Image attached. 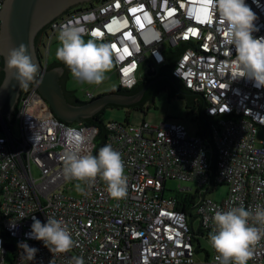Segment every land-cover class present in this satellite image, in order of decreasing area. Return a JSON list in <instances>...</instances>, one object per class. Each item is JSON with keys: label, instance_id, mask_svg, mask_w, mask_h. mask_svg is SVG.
Segmentation results:
<instances>
[{"label": "built area", "instance_id": "obj_1", "mask_svg": "<svg viewBox=\"0 0 264 264\" xmlns=\"http://www.w3.org/2000/svg\"><path fill=\"white\" fill-rule=\"evenodd\" d=\"M4 1L0 0V10ZM245 2L257 16L254 38L264 37V0ZM69 21L80 22L83 37L112 45L119 88L131 89L149 76L148 69L167 66V51L196 47L200 52L186 48L176 58L173 75L202 96L213 119L241 118L211 123L215 153L200 135L189 133L186 124L168 120L110 121L106 124L110 133L98 147L102 140L97 125L62 121L32 84L25 89L16 115L0 125V264H76L79 258L84 264H219L213 248L211 252L202 248L200 236L198 248L194 219L200 218L199 228L209 239L215 231V211L264 206V139L257 140L259 130H264V88L247 78L232 79L235 50L225 43L219 14L212 15L206 0L82 4L45 29L40 58L46 68L52 39ZM142 64L147 71L139 74ZM16 122L18 133L12 128ZM70 134L82 136L86 152L92 155L105 145L121 153L127 176L125 198H112L99 176L90 186L65 178L63 156ZM168 180L196 181L197 194L207 187L194 202L193 219L189 211L176 206L179 194L166 197ZM77 183L83 193L76 190ZM218 184L229 187L225 199H207V192ZM48 216L62 220L70 231L75 241L70 251L50 252L42 241L29 238L33 218L46 223ZM24 244L37 249L35 255ZM10 251L13 259L8 262ZM202 251L205 259H197ZM252 251L248 264H264V237Z\"/></svg>", "mask_w": 264, "mask_h": 264}, {"label": "clouds", "instance_id": "obj_2", "mask_svg": "<svg viewBox=\"0 0 264 264\" xmlns=\"http://www.w3.org/2000/svg\"><path fill=\"white\" fill-rule=\"evenodd\" d=\"M206 2L213 16L219 14L226 33L225 43L235 50L232 79L247 78L254 81L255 87L264 88V37L253 36L258 31L254 23L257 20L256 14L245 0ZM84 33L85 28L80 26L79 21L61 25L57 37L61 46L57 48L56 58L68 67L77 81L99 85L112 70L115 54L109 43L98 42L96 39L85 42ZM92 36L99 35L92 33ZM6 64L8 70L14 72L20 87L27 88L36 80L38 66L32 62L23 44L10 49ZM132 83L130 79L129 84ZM63 162L66 179L90 186L99 176L107 183L112 198L120 200L126 197L127 176L124 174L122 156L111 145L103 146L97 155H92L86 152L82 136L70 134ZM76 190L84 192L81 183L76 184ZM213 221L215 231L209 234V241L217 253L219 264H248L253 255V247L264 237V206H257L255 210H246L243 206L227 211L217 210ZM28 236L42 241L50 252L66 253L75 246L64 222L51 216L47 217L46 223L33 218ZM24 246L33 255L37 252V249L27 244ZM76 264H84L83 258L77 259Z\"/></svg>", "mask_w": 264, "mask_h": 264}, {"label": "water", "instance_id": "obj_3", "mask_svg": "<svg viewBox=\"0 0 264 264\" xmlns=\"http://www.w3.org/2000/svg\"><path fill=\"white\" fill-rule=\"evenodd\" d=\"M92 0H5L0 10L1 30H0V125L5 122L6 118L13 115L17 109V105L21 98L23 87H20L14 78V72H10L7 68L6 60L11 48L19 47L23 44L27 50V54L31 57L32 62L38 66L39 72L36 80L30 84H36L42 98L48 102L55 115L62 121L73 123L82 122L83 119L89 123H100L104 132L98 138H102V142L98 147L103 145L104 136L108 132L104 125L92 116L102 111L106 106H141L146 99L152 101L153 94L162 88H168L172 94H180L186 97L188 104H192L193 97L199 101V121L210 142L213 151L215 149L209 137V130L205 124L209 120L216 124L217 119L241 118L240 116L223 117L218 116L214 119H206L202 114V109L207 106L204 104L203 98L198 93L188 92L183 86L175 81L170 74V70L174 67V60L186 48L196 51V47L183 45L175 53L167 51V59L170 62L166 68L155 78L147 80L145 83L139 84L135 89L120 92L118 89L110 90L104 94L94 97L92 100L82 103L79 100L69 97L72 92H65L64 82L67 79V73L70 71L68 67L60 61L46 68L42 63L37 45L43 30L50 25L55 19L62 16L72 7H77L84 2ZM149 76L157 73L154 69H148ZM7 84V88H5ZM97 147V148H98ZM1 193V190H0ZM199 242L197 241V244ZM10 250L14 249V245H9Z\"/></svg>", "mask_w": 264, "mask_h": 264}, {"label": "rangeland", "instance_id": "obj_4", "mask_svg": "<svg viewBox=\"0 0 264 264\" xmlns=\"http://www.w3.org/2000/svg\"><path fill=\"white\" fill-rule=\"evenodd\" d=\"M89 2H84L83 4H88ZM58 34L55 35L52 39L51 50H50V60L57 59L56 51L57 48L60 47V42L58 40ZM85 42L89 39L83 37ZM116 65L114 62V66L110 72L106 74V79L99 85L96 84H87L80 81H77L71 74L68 72V77L66 81V88L68 91L74 92L80 101H89L92 100L93 96L96 97L104 92L118 89L119 88V78L117 76V72L115 69ZM147 71L146 65L142 64V68L139 72L144 73ZM90 93H93V96H90ZM147 106H149L148 109ZM104 120L105 123L108 124L110 121H119L126 122L129 120L133 124H137L142 122L143 120L150 121L151 123H161L164 121H180L186 124L189 133L196 134L197 133V124L192 121L191 116L188 114V110L186 108V100L183 98H172L170 99L168 96V92L166 90H162L157 92L154 97V100L146 103L143 110H133L131 108L123 107V108H107L104 112ZM13 130L18 133L19 123L16 122L12 126ZM2 133V131L0 132ZM264 139V130H259L257 135V140ZM38 172L35 170V175ZM188 188L189 192L193 193L195 196V200H200L202 196L205 194L207 187L203 189V193L199 192L197 194V183L196 181H179V180H168L166 186V197H174L176 194H182L184 191L181 189ZM229 187L226 184H218L212 191L207 192V199H211L213 201L220 202L228 194ZM194 214L196 213V209H194ZM191 219V218H189ZM195 231L199 230L200 227V218L196 217L193 221ZM201 246L212 251V247L209 239L206 236L200 235ZM197 259H205V254L199 252L196 254ZM13 259V253L10 251L6 257V260L10 262Z\"/></svg>", "mask_w": 264, "mask_h": 264}, {"label": "trees", "instance_id": "obj_5", "mask_svg": "<svg viewBox=\"0 0 264 264\" xmlns=\"http://www.w3.org/2000/svg\"><path fill=\"white\" fill-rule=\"evenodd\" d=\"M91 2H92V1H90V3H91ZM81 5H82V4L78 5V7H80ZM85 5H86V4H85ZM76 8H77V7H72V8H70L69 10H67L64 14H66V13H68V12H71V11H74V10H76ZM46 28H47V27H46ZM46 28H45V29H46ZM45 29L43 30V32H42L41 35H43ZM174 53H175V52H174ZM175 60H176V58H175ZM175 60H174V65H175ZM54 63H57V62H54ZM54 63H52V64H54ZM52 64L49 63V64H48V68H49ZM168 65H170V63H169ZM168 65H167V66H168ZM167 66H165L164 68H166ZM164 68H163V69H164ZM163 69H161L160 72H162ZM170 74H171V77H172L175 81H178V82L183 86V88H184L185 90H187L188 92H191V93H195V92L192 91L191 89L187 88V87L184 85L183 81H181L180 79L176 78V77L173 75V73H172V69L170 70ZM147 80H150V79H148V77H145V78L142 79V80H141V81H140L135 87H133V88H131V89L118 88V91H120V92H125V91H129V90L135 89L139 84L145 83ZM31 85H32V84H29V86H31ZM29 86H28V87H29ZM28 87H27V88H28ZM25 89H26V88H23V89H22L21 98L23 97V94H24V92H25ZM162 90H166V91L168 92V96H169L170 99L177 97V98H183V99L186 100V108H187V110H188V114L191 116L192 121H194V122L197 124V128H198V130H197V133H196V134H197V135H200V136L204 139V142L206 143L207 147H208L209 149H211V150H212L211 153H213V148H212L210 142L208 141L206 135L203 133V129H202V126H201L200 121H199V101H198V99L195 98V97H193V99H192V104L189 105V104H188V101H187V99H186V97H184V96H182V95H180V94H177V93L172 94V93L169 91L168 88H162V89L158 90L157 92H160V91H162ZM69 92H71V91H69ZM107 92H108V91H107ZM157 92H156V94H157ZM73 93H74V92H72L71 94L73 95ZM104 93H106V92H104ZM104 93H102V94H104ZM74 96H75V95H74ZM154 97H155V96H153L152 101L154 100ZM21 98H20V100H21ZM93 98H94V97H93ZM93 98H92V99H93ZM76 100H78V99H76ZM79 101H80V100H79ZM203 101H204V100H203ZM80 102H82V103H86L87 101H80ZM149 102H151V101L148 100V99L145 100V104H146V103H149ZM145 104H144L141 108H136L135 106H134V107L129 106V107H127V108H131V109H133V110H135V109H136V110H137V109H138V110H143L144 107H145ZM204 104H205V101H204ZM18 106H19V103H18V105H17V108H18ZM107 108H123V107H120V106H106V108H104L102 111H100V112H98L97 114H95L94 116H92L93 119H97V120H99V121L104 125V127H105L106 130H107V128H106V123H105V120H104V112H105V110H106ZM148 108H149V106H147L146 109H148ZM16 113H17V109H16V111L14 112L13 115L15 116ZM202 114H203V116H204L206 119H213L212 116H210L209 114L206 113L205 108L202 109ZM83 122H84L85 124H94V125H97V126L99 127V136L103 134V132H104V128H103V126H102L100 123H89V122H86L84 119H83ZM73 123H75V122H73ZM211 123H212V122L209 121V120H206V121H205V124L207 125L208 130H209V137H210L211 143H212V145H213V147H214V141H213L212 134H211V129H210V127H211ZM0 132H1V126H0ZM99 136H98V137H99ZM106 136H107V133L105 134L104 138H105ZM98 140H102V138H98ZM194 202H195V196L193 195V193H191V192H186L185 194H179V195H178V198H177V205H176V206H177L178 208L182 209V210L189 211L190 214H191V218L193 219ZM193 231H194V238H195V240H196V241L199 240L198 238H199L200 235H202V230L199 228L198 231H195V229H193ZM202 236H204V235H202ZM197 246H198V248H199L200 245L197 244ZM200 247H201V246H200Z\"/></svg>", "mask_w": 264, "mask_h": 264}, {"label": "flooded vegetation", "instance_id": "obj_6", "mask_svg": "<svg viewBox=\"0 0 264 264\" xmlns=\"http://www.w3.org/2000/svg\"><path fill=\"white\" fill-rule=\"evenodd\" d=\"M92 1H94V2H96V1H99V0H92ZM0 30H1V28H0ZM42 35L40 36V41H39V43H38V45H37V51H38V54H39V57H40V49H41V41H42ZM41 59V58H40ZM54 62H57V63H60V61L58 60V59H54L53 61L52 60H50V64H52V63H54ZM156 71H157V73L155 74V75H153V76H147L148 77V79H153V78H155V77H157L161 72H160V70L159 69H156ZM67 77H68V73H67ZM66 81H67V79L65 80V82H64V90H65V92H69L68 90H67V88H66ZM156 95V93H154L153 94V96H155ZM69 97H72V98H74V100L75 101H77L76 99H75V97H74V94L72 95V94H69ZM79 100V99H78ZM145 104V102L141 105V106H135L136 108H141L143 105Z\"/></svg>", "mask_w": 264, "mask_h": 264}, {"label": "snow or ice", "instance_id": "obj_7", "mask_svg": "<svg viewBox=\"0 0 264 264\" xmlns=\"http://www.w3.org/2000/svg\"><path fill=\"white\" fill-rule=\"evenodd\" d=\"M132 11L135 12L136 9H132ZM137 22H138V23L140 22V21H139V18H137ZM141 27H143V24H141ZM97 34L100 35V33H97ZM113 47H115V46H113ZM125 52H127V49H125ZM121 59H123V57H121Z\"/></svg>", "mask_w": 264, "mask_h": 264}, {"label": "crops", "instance_id": "obj_8", "mask_svg": "<svg viewBox=\"0 0 264 264\" xmlns=\"http://www.w3.org/2000/svg\"><path fill=\"white\" fill-rule=\"evenodd\" d=\"M73 94L75 95V96H74V97H75V99H78V97L76 96V94H75V93H73ZM93 97H94V96H93Z\"/></svg>", "mask_w": 264, "mask_h": 264}]
</instances>
